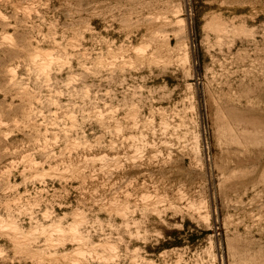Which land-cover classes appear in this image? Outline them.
Returning <instances> with one entry per match:
<instances>
[{"label":"rangeland","instance_id":"obj_1","mask_svg":"<svg viewBox=\"0 0 264 264\" xmlns=\"http://www.w3.org/2000/svg\"><path fill=\"white\" fill-rule=\"evenodd\" d=\"M0 264H264V0H0Z\"/></svg>","mask_w":264,"mask_h":264},{"label":"bare ground","instance_id":"obj_2","mask_svg":"<svg viewBox=\"0 0 264 264\" xmlns=\"http://www.w3.org/2000/svg\"><path fill=\"white\" fill-rule=\"evenodd\" d=\"M75 230V229H74Z\"/></svg>","mask_w":264,"mask_h":264}]
</instances>
